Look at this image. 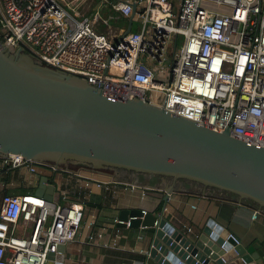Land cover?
Wrapping results in <instances>:
<instances>
[{"label": "built area", "instance_id": "1", "mask_svg": "<svg viewBox=\"0 0 264 264\" xmlns=\"http://www.w3.org/2000/svg\"><path fill=\"white\" fill-rule=\"evenodd\" d=\"M106 1V13L99 3L76 17L59 0H0V41L86 78L110 97L137 96L264 145V0ZM133 3L138 25L123 33L126 25L110 21L130 16ZM1 162L30 171L40 164L19 154L1 155ZM82 218L79 201L0 191V264H46L60 243L75 238ZM19 219L30 225L27 235L16 232Z\"/></svg>", "mask_w": 264, "mask_h": 264}, {"label": "water", "instance_id": "2", "mask_svg": "<svg viewBox=\"0 0 264 264\" xmlns=\"http://www.w3.org/2000/svg\"><path fill=\"white\" fill-rule=\"evenodd\" d=\"M133 11L134 3L123 33L131 28ZM6 154L55 169L121 167L190 179L264 207V145L137 96L110 97L86 78L0 41V155ZM172 189L170 184L163 199ZM35 193L59 197L47 175L40 176ZM119 218L118 223L151 227L148 253L158 264H264V239L236 242L212 219L190 234L167 228L163 216L139 207L121 209ZM57 249L46 264L63 260L64 244Z\"/></svg>", "mask_w": 264, "mask_h": 264}, {"label": "crops", "instance_id": "3", "mask_svg": "<svg viewBox=\"0 0 264 264\" xmlns=\"http://www.w3.org/2000/svg\"><path fill=\"white\" fill-rule=\"evenodd\" d=\"M128 17L125 16L126 23ZM77 168L79 171L40 164L38 170L30 171L26 165H3L0 155L1 192L36 194L30 190L35 191L40 176L47 175L48 181L58 191L59 200L79 201L83 205L81 224L75 238L64 243L60 264H130L136 260L158 264L148 253L150 226L112 222L125 208L139 207L157 212L165 206L161 216L166 219V227L179 228L190 234L198 233L212 219L219 224L216 225L218 230L229 229L244 245L264 239V209L245 198L239 200L233 192L190 179L173 180L158 173L125 168H107L106 171ZM130 183L134 187L131 188ZM170 184L174 189L163 199ZM255 208L259 211L252 217ZM97 230H101L102 235L95 241L80 238ZM29 231L30 225L19 219L16 232L27 235ZM112 240L115 244L111 243ZM206 264L217 263L209 260Z\"/></svg>", "mask_w": 264, "mask_h": 264}, {"label": "rangeland", "instance_id": "4", "mask_svg": "<svg viewBox=\"0 0 264 264\" xmlns=\"http://www.w3.org/2000/svg\"><path fill=\"white\" fill-rule=\"evenodd\" d=\"M68 10H70L76 17L83 16L91 7L97 6L99 3V7L102 13H106V11L111 7L108 1L106 0H59ZM112 22V23H111ZM110 23L112 25H125L126 19L125 16L118 14L117 17L113 18ZM138 25V20L136 18L132 21V28H136ZM182 34H177L176 44L179 46L182 42ZM31 192H35L34 189L30 190Z\"/></svg>", "mask_w": 264, "mask_h": 264}, {"label": "trees", "instance_id": "5", "mask_svg": "<svg viewBox=\"0 0 264 264\" xmlns=\"http://www.w3.org/2000/svg\"><path fill=\"white\" fill-rule=\"evenodd\" d=\"M26 51V50H25ZM30 53V52H29ZM41 164V163H40ZM70 166L71 167H76V166H78V164H70ZM114 168H117V169H121V167H114ZM64 169V168H63ZM200 183V182H199ZM200 184H202V183H200ZM210 187H212V186H210ZM212 188H216V187H212ZM217 189H220V188H217ZM221 190H223V189H221ZM244 199V198H243ZM247 201H249V202H251L252 204H254V205H256V206H258V204L255 202V201H253V200H251V199H249V198H245ZM262 208H264V207H262Z\"/></svg>", "mask_w": 264, "mask_h": 264}, {"label": "clouds", "instance_id": "6", "mask_svg": "<svg viewBox=\"0 0 264 264\" xmlns=\"http://www.w3.org/2000/svg\"><path fill=\"white\" fill-rule=\"evenodd\" d=\"M40 165V164H39ZM58 199H59V197H58Z\"/></svg>", "mask_w": 264, "mask_h": 264}]
</instances>
